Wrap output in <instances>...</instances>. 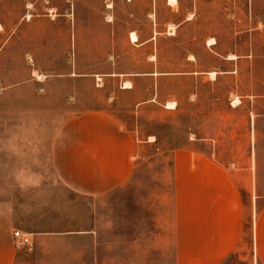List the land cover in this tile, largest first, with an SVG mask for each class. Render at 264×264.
Listing matches in <instances>:
<instances>
[{
    "label": "rangeland",
    "instance_id": "374dc122",
    "mask_svg": "<svg viewBox=\"0 0 264 264\" xmlns=\"http://www.w3.org/2000/svg\"><path fill=\"white\" fill-rule=\"evenodd\" d=\"M52 1L0 0V209L24 229L95 230L101 264H176L174 156H210L243 194L251 183L264 193V0ZM218 67L226 73L209 79ZM93 109L145 145L131 182L97 197L65 185L52 160L61 123Z\"/></svg>",
    "mask_w": 264,
    "mask_h": 264
},
{
    "label": "crops",
    "instance_id": "0c3cea01",
    "mask_svg": "<svg viewBox=\"0 0 264 264\" xmlns=\"http://www.w3.org/2000/svg\"><path fill=\"white\" fill-rule=\"evenodd\" d=\"M61 6H57L59 11ZM108 8H113L111 2ZM53 9L54 6L48 7L50 13ZM66 11L64 8L58 17L65 20ZM68 15L74 16L76 24L75 9ZM2 26L0 22V32ZM133 32L136 33L132 31L130 37ZM214 41L207 45L213 58L218 60L223 56L216 51ZM205 73L209 79L216 80L226 70L218 67ZM211 73L216 75L210 77ZM122 75V72H112L103 76ZM179 76V72H171V78ZM123 88L129 89L131 85ZM146 142L156 140L151 136ZM144 147L135 129L127 128L117 115L93 109L71 115L61 123L54 139L52 160L56 175L65 185L79 194L97 197L131 182ZM190 153L187 150L184 156H174V171L168 177L176 264H226L233 254L245 264H264V193L259 194L256 184L254 187L251 183L245 185L243 194L232 173L220 168L210 156L194 157ZM16 228L30 235L33 248L17 245L13 238ZM93 234L95 230L24 229L15 224L10 213L0 209V264H101ZM83 240H90V252L58 250L60 243L80 244ZM48 243H53L56 250H47Z\"/></svg>",
    "mask_w": 264,
    "mask_h": 264
},
{
    "label": "built area",
    "instance_id": "2783aa9c",
    "mask_svg": "<svg viewBox=\"0 0 264 264\" xmlns=\"http://www.w3.org/2000/svg\"><path fill=\"white\" fill-rule=\"evenodd\" d=\"M13 238L18 246H27L28 248H33V242L28 233L24 232L21 229H14Z\"/></svg>",
    "mask_w": 264,
    "mask_h": 264
},
{
    "label": "bare ground",
    "instance_id": "6f19581e",
    "mask_svg": "<svg viewBox=\"0 0 264 264\" xmlns=\"http://www.w3.org/2000/svg\"><path fill=\"white\" fill-rule=\"evenodd\" d=\"M170 2H172V3H174V2H176V0H170ZM131 39H132V41H137L138 40V36L136 35V33H132L131 34ZM213 43H215V41H214V39H212L210 42H209V44H213ZM236 56H230V58H235ZM216 75V73H211V76L212 77H214ZM126 86H129V85H126ZM238 103H240V100H235L234 101V104H238ZM167 106L168 107H175V104L174 103H171V102H169L168 104H167ZM153 139V138H152Z\"/></svg>",
    "mask_w": 264,
    "mask_h": 264
}]
</instances>
